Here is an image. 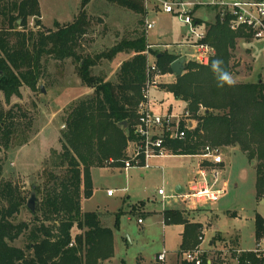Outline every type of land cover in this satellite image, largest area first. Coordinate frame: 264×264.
<instances>
[{
	"label": "trees",
	"instance_id": "trees-1",
	"mask_svg": "<svg viewBox=\"0 0 264 264\" xmlns=\"http://www.w3.org/2000/svg\"><path fill=\"white\" fill-rule=\"evenodd\" d=\"M82 0L79 13L68 24L55 23V29L42 28L38 0H0V93L5 102L21 96L26 85L38 91L45 75V57L58 61L71 59L83 84L94 89V95L71 106L61 135L62 149H52L43 171L44 180L37 183L35 192L40 198L30 222L14 220L25 206V199L11 181L2 180L0 169V264H103L115 254L114 231L101 221L97 211L83 212L82 199L93 195L92 169L123 167L133 126L139 117L142 89L146 83V35L135 40H122L108 51L88 53L91 27ZM133 12L144 14L146 0H105ZM33 18V28L28 27ZM21 20V24L18 21ZM232 17L218 11L211 22L195 19L197 26L206 24V39L214 47L207 65L189 60L181 75L164 87L175 98L184 101L199 126L184 140H172L173 155H200L206 146L238 147L254 163L257 198L264 196V78L236 82L235 86H217L211 69L213 60L223 61L224 69L233 73L234 58L239 40L253 38L244 28L233 29ZM19 28V29H18ZM123 50H133L118 71L117 81H105L92 73L103 58L113 59ZM162 74L173 73L172 63L180 55L170 51H151ZM0 100V136L10 143L16 124L6 123ZM123 122H127L124 127ZM23 138L19 145L27 143ZM187 211H163L165 224H184L179 254L199 243L203 226L186 219ZM120 213L115 227L119 228ZM76 229V233L74 230ZM255 234H264V217L255 216ZM24 236V248L14 246ZM251 256V255H250ZM244 254L240 264H244ZM141 264V261H139ZM181 264H187L181 260ZM204 264H208L207 255ZM211 264H224L217 258Z\"/></svg>",
	"mask_w": 264,
	"mask_h": 264
},
{
	"label": "rangeland",
	"instance_id": "rangeland-1",
	"mask_svg": "<svg viewBox=\"0 0 264 264\" xmlns=\"http://www.w3.org/2000/svg\"><path fill=\"white\" fill-rule=\"evenodd\" d=\"M101 1L104 0H91L86 6V12L91 23L89 31L96 28L97 31L111 33L113 29H117L116 23H113L116 20L114 19L116 13H113V15L111 12L109 17L106 16L109 15L107 13L103 15L106 10L101 6ZM166 1L168 3L175 2L173 0ZM190 1L198 3L194 8L193 17L195 19L206 20L208 17L211 19L212 15L220 10L217 4H211L214 0H177V2ZM40 2L43 13L42 18L44 19H41L42 28L48 31L55 29V20L63 22L62 24L72 22L80 11L82 0H40ZM145 7L146 14H148L147 12L161 10L163 13L149 14L148 16L145 14L139 28L147 35L149 33L152 42L155 41L157 34L163 33L166 40L172 43V45H168L170 47L169 51H180L183 55H187L186 62L189 61L190 54L193 51L190 46L193 41L190 26L182 21L178 12L166 13L161 0H146ZM118 14L117 17L119 16V19L127 24L130 18L123 13ZM99 18L103 19V22L99 21ZM94 19L98 21L93 22ZM106 19H109L108 23L105 22ZM146 21L155 24L152 30L147 31ZM34 24V19H29L28 27L33 28ZM205 27L197 26L196 30L200 31ZM147 40L146 38V46L150 52L164 49L152 46L150 40ZM148 46L152 47L148 48ZM151 60L153 61V58ZM43 61L47 66V71L44 79L42 78L39 81L38 91H33L23 85L21 96H13L10 103H6L4 94L0 93L2 109H4V112L11 113L10 116L6 115V123L13 122L16 126L18 125V127H15L14 136L10 143L6 144L0 136L1 179L11 181L25 199V206L14 220L16 223L21 221L30 222L33 219V211L27 204L32 192L35 191L36 185H38L37 183L40 184L44 180L43 171L50 159L51 150L62 149L61 135L65 130L63 118H66L71 106L87 97H80L70 104L64 103V98H61L62 95H55V98H51L49 89L54 87L52 85L55 81H59V84H61L70 81L72 77H76V64L72 60L69 61L74 65L70 62L66 63V61H56L52 57H45ZM167 75L168 73L161 77V82L157 88L151 90L150 108L156 113L181 112L187 105L184 101L175 98L164 87L174 79L173 76L165 78ZM60 76L63 78L60 79ZM232 76L236 82L254 81L259 76L264 78V39L253 37L248 40H239ZM42 86L45 88V92L42 91ZM64 105L66 106L64 107ZM54 112L57 113L54 122L39 139L38 132H40L45 122L52 118ZM23 138L28 140L27 143L19 145V141H22ZM221 151L225 162L218 167L220 177L216 186L224 188L225 192L219 202L212 207L213 210H217L221 217L215 228L222 232L240 230L242 245L244 248H252L255 246L256 239V213L264 217V196L257 198L255 166L238 147L223 148ZM203 160L204 156L202 155H171L165 158L153 159L151 161L153 167L145 173L138 168L127 172L111 166L93 170L95 195L84 199V210H109L113 213L111 216H106L103 223L114 231L115 254L110 261L103 264H139V260H142L143 264H154L157 254L164 250L168 253L167 260L162 264H181L180 259L175 254L180 250L182 227L176 224H165L162 214L167 209H187L188 206L177 195L179 193L176 194V188L178 185H181L184 189L187 188V183L193 178L195 168L199 161ZM141 173L144 175L141 176ZM161 188L165 191L164 198L159 195V189ZM108 190H113L114 195L108 196ZM39 198V193H36L35 209ZM168 198L170 200H167ZM130 204H134L131 212L140 209L144 205L142 211L146 212V215L142 218L143 223L138 222V218L143 215L128 213ZM229 210L236 215L240 213L241 216H228L227 211ZM118 212L120 213V224L119 228H116L115 214ZM192 217L193 215L190 216V219ZM204 223L206 226L207 221H204ZM76 232L75 229L74 233ZM213 233H215L214 228L208 230L204 242L205 246ZM234 243L232 244L234 245ZM12 244L24 248L27 241L24 236H21ZM218 257L223 259L220 255ZM227 263L234 264L230 257H228Z\"/></svg>",
	"mask_w": 264,
	"mask_h": 264
},
{
	"label": "built area",
	"instance_id": "built-area-1",
	"mask_svg": "<svg viewBox=\"0 0 264 264\" xmlns=\"http://www.w3.org/2000/svg\"><path fill=\"white\" fill-rule=\"evenodd\" d=\"M166 13L178 12L182 21L190 26L193 41L190 43L193 49L190 59L199 64L207 65L210 62L215 50L212 45L205 41L206 30H196L195 18L193 17L196 4L190 2H172L161 0ZM211 4L220 7L222 15L228 14L232 17L231 27L233 29L244 28L250 31L254 38L264 39V0L243 1V0H214ZM155 24L146 21L147 31L154 28ZM152 46H148L151 48ZM146 68V83L142 89V101L139 104V117L133 126V137L129 140L126 149V158L123 168L129 170L138 168L150 170L153 167V159L165 158L173 155L169 149V142L172 140H184L189 132L195 131L199 126V118L185 108L181 112L156 113L150 108V95L153 88H157L161 82L162 74L156 58L149 50ZM153 58V61L151 60ZM222 148L206 146L202 156L203 161H199L194 170L193 178L189 181L187 188L182 192H176L188 208L198 209L207 204L219 202L225 189L217 187L220 172L218 167L225 162ZM199 155V156H201ZM113 190H108V195H113ZM159 195L165 196L163 188L159 189ZM167 200H170L168 198ZM143 220L139 219L141 223ZM205 235L199 236V243L192 249L181 254V260L187 264H204L208 253L203 248ZM167 251L164 250L157 256L159 262H165ZM244 254V264H264V234L256 238L255 246L252 248H240L231 244L228 247L216 249L214 255L222 256L224 264H228L230 257L234 264H240V258ZM251 255V256H250ZM209 264V263H208Z\"/></svg>",
	"mask_w": 264,
	"mask_h": 264
},
{
	"label": "crops",
	"instance_id": "crops-1",
	"mask_svg": "<svg viewBox=\"0 0 264 264\" xmlns=\"http://www.w3.org/2000/svg\"><path fill=\"white\" fill-rule=\"evenodd\" d=\"M38 1L40 3L41 16L43 17L41 2H40V0H38ZM173 1H177V0H173ZM258 1H262V0H258ZM101 2H102L101 6L105 8L104 10H106L103 15H105L107 13L109 15H106V16L109 17V16H111V12H112V14L116 13V15L113 14L114 17H115L114 19H116L115 21H113V23H116L117 29H115V30L113 29V31H111V33L113 35V38H112V35H110L111 33H109V32L99 31V30L97 31L96 28H94V30H90L89 34H88V39H89V45L87 46L88 53H90L92 55H95V54H98V53H101V52H104V51H108L109 49H111L114 45H116L120 41H122V40H135V39L139 38L140 36H142L143 33L146 35V38L148 40H150L149 33L147 35L141 28H139V26L143 22V19H144V16H145L146 12L144 14H139V13L133 12L131 10L124 9L122 7H119V6L111 5L110 3H108L105 0L101 1ZM209 8L213 11V9L211 7H209ZM118 13L126 14L127 17L130 18V19H128V23L127 24L123 23V21L121 19H119V16L117 17ZM147 13L148 14H146V16H148L149 14H154V15L155 14H159V13L162 14L163 11L162 10L161 11H153V12L151 11V12H147ZM118 15H120V14H118ZM215 15L216 14L212 15L213 17L211 19H210V17H208L206 20H203V21L204 22H211V21H213ZM100 16H101V18H103L102 15H100ZM114 19H112V20H114ZM196 19H199V18H196ZM42 20H44V19L42 18ZM95 21H98V20L94 19L93 22H95ZM99 21L103 22V19L99 18ZM108 21H109V19L105 20L106 23H108ZM54 22H60V21L59 20H55ZM60 23H63V22H60ZM204 25H206V24H203L200 27L203 28V27H205ZM165 37L166 36L163 33H160V35L157 34L156 38H155V41L152 42L153 40H150V42H151L150 44L152 46H156L157 48L158 47L164 48V49H160V51H165V50L169 51L170 47L168 45H172V43L169 42L168 40H166ZM160 43H164V44H160ZM171 52H173L175 54H180V55L182 54V56H187V55H183V53L180 52V51H174L173 50ZM133 53H134L133 50H123V51L119 52L113 59L103 58L102 60H99L98 63L92 68V73L97 75V76L104 77L105 81L116 82L117 81L118 71H119V68H120L121 64L125 60H128L129 58H131ZM69 60H71V59L65 60L66 63H69L70 62ZM56 61H58V60H56ZM71 64L74 65L73 63H71ZM73 71L75 73L74 69H73ZM49 72H50V75H51L50 69H49ZM75 75H76L77 78L76 77H72V78H70V81H66L65 83H61V84H59V81H55L54 80L55 81L53 83L54 85L51 84L54 87L49 89V96L51 98H55V95H62L63 97H61V98H64V103L65 104H70L71 102H73L74 100H76V99H78L80 97H85V96H87L86 98L92 97L94 95V89L85 86L83 84L81 78L76 73H75ZM171 76H173L174 79L170 83H173L176 80V76H175L174 73L173 74L168 73V75L165 76V78L166 77H171ZM44 77H45V75L42 78L44 79ZM62 78L63 77L60 76V79H62ZM65 106L66 105H64V107ZM56 116H57V113L54 112V114L52 115V118L48 119V122H45V124L41 128L40 132H38L39 139L45 134L47 128L49 126H51V124L54 122ZM67 116H66V118H67ZM66 118H63L64 119L63 120L64 125L66 123ZM64 125H62V126H64ZM54 134L55 133L53 132V135ZM172 156H178V155H172ZM183 156H188V155H183ZM111 167L125 170L122 166L121 167L111 166ZM95 168H104V167H95ZM95 168L92 169V181H93V195L92 196L95 195L94 173H93V170ZM133 169H135V168H132V169H129V170H125V171L129 172V171H131ZM140 170L143 173L149 171V170H142V169H140ZM143 173H141V176L144 175ZM189 181H188V183H189ZM188 183H187V185H188ZM179 187H181L180 190L182 189V191H183L184 188L181 185H178L177 188H176V192H178L177 189H179ZM84 199H88V198H83L82 199V211L83 212H91V211H85L84 210V206H83ZM215 204L203 205V206L199 207L198 209H192V208H188V207H187V209H179V210H186L187 211L186 219H188V220H190L191 222H194V223L202 224V226H203V228H202L203 232L202 233H204L205 239H206V235H207L208 230L209 229H213V228L215 229V233L212 234V236L210 237L209 241L207 240L208 241L207 245L205 246L204 243H203V248L208 253V257H209L208 263L209 264H211L213 261L217 260L216 256L214 255V251L216 249H221V248L228 247L234 242H235L234 245L244 249V246L242 245V242H241L242 241V236H241V231L240 230H234V231H231V232H222L218 228H215L216 224L218 223L219 219L221 218L220 215L217 213V210H213L212 209V207ZM133 205L130 204V207H129L130 210H129L128 213L131 214V215L141 214L143 216L139 217L138 220L142 219L146 215V212L142 211V208L144 207V205L142 204L143 206H141L140 209L131 212V209H132ZM96 211L101 214L102 223H103V219L106 216L113 215V213L111 211H109V210L108 211L96 210ZM191 215H193V217L190 219ZM227 215L231 216V217H240L241 216L240 213L236 215L235 213L231 212V210L227 211ZM115 221H116V218H115ZM204 221H207V225L206 226H205ZM141 223H143V221ZM176 225H180L182 227V232H181V240H182V233L184 231L185 226H184V224H176ZM105 226L109 227L108 225H105ZM255 238H256V234H255ZM159 254L160 253H158L157 256ZM212 254H213V256H212ZM175 255L178 257V259H180V262H181V256H180L179 252L176 253ZM157 256H156V262L154 264H162V262H159L157 260ZM166 260H167V258H166ZM139 261H141V264H143L142 260H139Z\"/></svg>",
	"mask_w": 264,
	"mask_h": 264
},
{
	"label": "clouds",
	"instance_id": "clouds-1",
	"mask_svg": "<svg viewBox=\"0 0 264 264\" xmlns=\"http://www.w3.org/2000/svg\"><path fill=\"white\" fill-rule=\"evenodd\" d=\"M211 69L216 76L217 86L225 87V86H235L236 81L234 80L231 73L227 72L223 67V61L220 59H216L212 61Z\"/></svg>",
	"mask_w": 264,
	"mask_h": 264
},
{
	"label": "water",
	"instance_id": "water-1",
	"mask_svg": "<svg viewBox=\"0 0 264 264\" xmlns=\"http://www.w3.org/2000/svg\"><path fill=\"white\" fill-rule=\"evenodd\" d=\"M20 22L21 21L19 20L18 23ZM185 63H186V56H181L177 60H175L171 65V69L173 73L175 75H181L184 71ZM3 75H4V72L0 70V79L3 77ZM42 91L45 92V88L43 86H42ZM122 124L124 125V127H127V122H123ZM180 188L181 187L177 189L178 192H182V189L180 190ZM35 205H36V192L34 191L31 194V197L28 201L27 206L31 209V211H35Z\"/></svg>",
	"mask_w": 264,
	"mask_h": 264
}]
</instances>
